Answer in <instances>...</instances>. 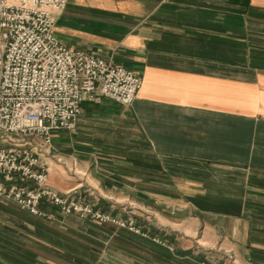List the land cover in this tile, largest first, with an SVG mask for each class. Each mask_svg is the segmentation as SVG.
I'll use <instances>...</instances> for the list:
<instances>
[{"label":"crops","instance_id":"0c3cea01","mask_svg":"<svg viewBox=\"0 0 264 264\" xmlns=\"http://www.w3.org/2000/svg\"><path fill=\"white\" fill-rule=\"evenodd\" d=\"M55 30L142 86L29 147L52 188L147 236L3 198L0 264H264V0H69Z\"/></svg>","mask_w":264,"mask_h":264},{"label":"built area","instance_id":"2783aa9c","mask_svg":"<svg viewBox=\"0 0 264 264\" xmlns=\"http://www.w3.org/2000/svg\"><path fill=\"white\" fill-rule=\"evenodd\" d=\"M69 0H0V202L3 198L37 216L61 215L113 223L138 234L135 224L95 207L81 196H64L49 185V169L30 148L54 149L53 134L73 130L82 103L104 97L123 106L134 103L142 76L64 44L55 26ZM159 242L161 240L156 239Z\"/></svg>","mask_w":264,"mask_h":264},{"label":"rangeland","instance_id":"374dc122","mask_svg":"<svg viewBox=\"0 0 264 264\" xmlns=\"http://www.w3.org/2000/svg\"><path fill=\"white\" fill-rule=\"evenodd\" d=\"M6 145V143L4 144V141L0 140V146H4Z\"/></svg>","mask_w":264,"mask_h":264}]
</instances>
